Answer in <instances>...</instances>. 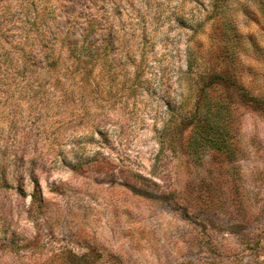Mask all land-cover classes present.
Here are the masks:
<instances>
[{"label":"rangeland","instance_id":"obj_1","mask_svg":"<svg viewBox=\"0 0 264 264\" xmlns=\"http://www.w3.org/2000/svg\"><path fill=\"white\" fill-rule=\"evenodd\" d=\"M57 5L87 63L0 29V264H264V0Z\"/></svg>","mask_w":264,"mask_h":264},{"label":"trees","instance_id":"obj_2","mask_svg":"<svg viewBox=\"0 0 264 264\" xmlns=\"http://www.w3.org/2000/svg\"><path fill=\"white\" fill-rule=\"evenodd\" d=\"M60 0H32L29 6L34 7L31 12L27 9L23 13H18L10 17L8 22H2L0 20V29H4L7 35H13V33L18 34L16 37L18 40L24 38L25 41L31 40L32 43H36V47L39 48L40 52H43L44 58H42L40 63H45L46 70L54 68L58 63L65 61H72L75 63L82 62L87 63L92 54L89 51L90 44H84L87 41L88 34L91 33L93 29V22L88 17H84L78 14L77 10L72 7L67 8L66 14L62 17V13L58 11L59 7L57 3ZM39 9H37L36 5ZM63 20V23L60 22ZM84 29L80 30L82 43L78 44V39L74 37L75 31L71 28L80 29L82 26ZM63 34V39L60 43V48H63V42L66 45L65 57L62 59L60 52L58 55H54L53 45L57 36ZM73 35H69V32ZM58 32V33H56ZM14 38V37H13ZM50 46V47H48ZM7 54L10 58L14 53H19L20 51H10ZM24 54L21 55L20 59L23 60ZM28 58V56H27ZM26 58V59H27ZM60 61V62H58ZM25 69V66L21 67Z\"/></svg>","mask_w":264,"mask_h":264}]
</instances>
